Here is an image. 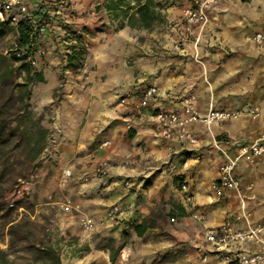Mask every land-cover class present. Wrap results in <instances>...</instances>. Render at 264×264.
I'll list each match as a JSON object with an SVG mask.
<instances>
[{"label":"crops","instance_id":"crops-1","mask_svg":"<svg viewBox=\"0 0 264 264\" xmlns=\"http://www.w3.org/2000/svg\"><path fill=\"white\" fill-rule=\"evenodd\" d=\"M110 1L115 0H69L63 14L82 35L88 53L84 68L66 75L62 98L53 107L54 122L46 125L53 129L54 158L45 168H53L55 183L67 189L55 200L76 206L75 223L82 215L94 221L86 229L89 235L74 222L66 229L81 236L77 246L89 240L92 247L98 235L114 237L123 243L121 255L126 256L119 264L133 259L135 264H227L221 251L204 240L203 229L229 223L245 230L264 224V154L237 163L238 189L219 193L214 186L224 155L234 157L240 144L264 133V43L253 38L264 33V0H214L206 23L191 35L177 26L188 0H153L163 22L150 30L131 28L126 18L115 17L106 9ZM116 24L120 27L114 30ZM60 31L47 38L49 62L40 68L44 80L57 70ZM145 31L152 33L146 41ZM149 85L158 94L137 110L134 105ZM184 96H193L202 114L209 104L239 114L211 125L192 124L195 145L160 137L152 115L159 109L179 112ZM104 140L110 144L100 147ZM100 159L110 163L105 176L94 172ZM63 169L71 176L60 186ZM113 203L123 210L118 222L106 219ZM140 223L145 230L138 236L134 227ZM263 246L264 228L261 242L235 244L249 252ZM71 258L67 264L114 262L106 246Z\"/></svg>","mask_w":264,"mask_h":264},{"label":"rangeland","instance_id":"rangeland-1","mask_svg":"<svg viewBox=\"0 0 264 264\" xmlns=\"http://www.w3.org/2000/svg\"><path fill=\"white\" fill-rule=\"evenodd\" d=\"M113 27L114 30L119 28L118 24ZM160 30L158 34L162 32ZM53 33L54 30L40 44V48L45 50L42 62L29 69L24 60L13 54V44L17 41L15 26L0 22V122H4L7 133L6 139L0 143L1 150L5 152L0 163V249L6 253V259L0 257V264H43L36 249L48 243L56 247L61 264H67L74 253H87L93 248L104 249L109 241L98 235L92 247L88 245L89 240L77 246L81 236L68 232L66 227L75 223V214L79 212L69 201L55 200V196L59 197L67 189L55 183L53 168H45L46 161L54 158L53 129L47 127L46 141L37 142V126L46 127L48 123L54 122L53 107L62 98L68 75L62 69L64 62L58 53L57 70L53 78L43 82H27L25 85L27 69L33 73L47 66L49 61L45 47H51L47 38H52ZM150 34L151 31H145L143 40L151 37ZM128 61L132 63V59ZM27 90L29 98L26 97ZM84 216L79 217L75 225L89 235L91 231L81 224ZM173 219H170L171 222L175 221ZM11 224L14 226L11 227ZM118 243L116 239L114 247ZM121 249L111 264H119V258L125 259ZM132 264H135L134 259Z\"/></svg>","mask_w":264,"mask_h":264},{"label":"built area","instance_id":"built-area-1","mask_svg":"<svg viewBox=\"0 0 264 264\" xmlns=\"http://www.w3.org/2000/svg\"><path fill=\"white\" fill-rule=\"evenodd\" d=\"M68 0H60L61 3H67ZM214 0H188L187 4L182 10L177 26H182L185 34L191 35L196 30H200L207 21V7ZM36 4L33 0H0V22L8 23L9 25L16 26L21 17L30 16L32 10L35 9ZM59 11L56 12L57 15ZM30 39H34L36 35H46L52 30H60L61 27L57 24V19L53 17L48 23L45 22H32ZM254 40L258 43H264V33L256 32L253 36ZM199 38L196 36L194 42H198ZM25 49L20 47L16 41L13 44V54L22 59L25 54ZM34 56H45V50L38 48L34 52ZM36 57L28 56L31 66H35L38 61ZM158 89L154 85L147 86L134 107L139 110L140 108L147 107L150 102L156 98ZM125 99H121L124 102ZM181 110H157L152 116L156 121L160 137L164 139H176L179 142L187 141L195 145L197 140L193 135L190 126L194 123H202L211 125L216 122L230 120L239 114V111H232L227 109H216L212 104H209L208 110L205 113H200L193 105V96H184L179 101ZM247 112L256 115L257 109H248ZM128 128L130 127L127 124ZM110 144L109 140H104L100 143V147H105ZM264 154V133L259 135L251 142L240 144L237 154L231 157L227 154L224 155V160L219 167V174L215 183V190L222 192L224 190L238 189L240 186L239 179L234 175V168L237 163L242 159L250 161L260 155ZM110 163L106 159H100L94 164L95 174L105 176L108 174ZM63 180L60 181L61 185L65 184L71 172L68 169L62 170ZM186 185L182 184L181 189H185ZM68 209V205L65 206ZM240 208L245 209V201L240 200ZM123 210L117 203L109 205L106 209V219L111 222H118ZM172 220H174L172 218ZM81 224L85 229H91L94 221L91 217L82 218ZM264 224L254 227H248L245 230H235L231 224L225 223L220 227H205L202 231L204 240L211 244L215 249L221 251V259L227 264H264V246L257 251L249 252L239 247H235L236 243L245 242L247 240H254L261 242V233ZM207 260V255L202 256V261Z\"/></svg>","mask_w":264,"mask_h":264},{"label":"trees","instance_id":"trees-1","mask_svg":"<svg viewBox=\"0 0 264 264\" xmlns=\"http://www.w3.org/2000/svg\"><path fill=\"white\" fill-rule=\"evenodd\" d=\"M36 4L35 9L32 10L30 16L21 17L18 24L15 26L17 34V42L20 47L25 49V54L22 57V60L26 62L28 68L32 67L27 61L28 56H34V52L40 48L43 38L48 36L46 35H36L34 39H30L29 34L31 32V23L34 22H45L51 21L53 17L57 19V24L61 27L60 39L57 41V44L60 45L62 51H58L61 54V59L64 64L62 69L71 72L78 73L81 71L83 64L86 59L87 46L86 43L82 40V35L78 34L71 26V23L66 20V17L63 15L64 10H67L69 6V0L67 3H61L60 0H33ZM132 0H115L114 2H109L106 5V9L114 14V16L120 15L122 18H126V24L131 28H141L150 30L152 26L156 23L163 22V15L160 11L156 9V5L153 0H145L142 4L139 0H133L135 3L131 5ZM125 6V8H123ZM59 11V14L56 12ZM8 24V23H6ZM123 25V24H121ZM120 27V24H118ZM56 50V49H55ZM37 61L42 62V56L36 57ZM27 69L28 78L27 82H43L44 76L42 71H34L31 73ZM29 90L26 91V97L29 98ZM36 133L38 134L37 142H45L48 135V129L44 126H37ZM7 133L4 127V122H0V143L6 139ZM39 152V151H38ZM5 152L0 148V163L3 162ZM11 227L14 224L10 225ZM134 230L138 236H140L145 230V225L142 223L135 225ZM108 244L106 248L109 250V257L111 261H114L115 256L117 255L119 249H121L123 243H118L114 247L116 239L111 237L108 239ZM36 251L40 255V258L43 259V264H61L60 257L56 247L52 244H46L44 247H37ZM0 257L6 259L5 251L0 249ZM7 262V261H6Z\"/></svg>","mask_w":264,"mask_h":264}]
</instances>
